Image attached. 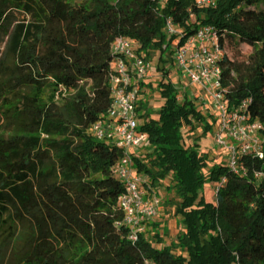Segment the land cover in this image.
<instances>
[{
	"label": "trees",
	"instance_id": "trees-1",
	"mask_svg": "<svg viewBox=\"0 0 264 264\" xmlns=\"http://www.w3.org/2000/svg\"><path fill=\"white\" fill-rule=\"evenodd\" d=\"M167 18L182 30L181 43L202 25L218 29L226 97L249 98L264 134V0H0V102L33 91L12 112H0V129L18 132L0 134V264H264V155H244L243 174L226 164L206 174L207 153L197 143L183 146V127L202 125L204 134L212 127L188 96L178 100L169 79L176 35L167 34ZM119 36L137 41L140 54L159 52L165 101L154 119L140 98L139 130L150 149L133 160L150 190L171 177L186 254L176 253L177 245L157 247L145 233L133 242L129 228L116 225L124 218V187L113 172L121 151L96 141L89 128L112 103L111 46ZM60 86L73 93L59 101L40 97ZM223 177L218 194L247 202L243 228L228 224L202 194ZM154 238L164 241L159 233Z\"/></svg>",
	"mask_w": 264,
	"mask_h": 264
},
{
	"label": "built area",
	"instance_id": "built-area-1",
	"mask_svg": "<svg viewBox=\"0 0 264 264\" xmlns=\"http://www.w3.org/2000/svg\"><path fill=\"white\" fill-rule=\"evenodd\" d=\"M216 0H197L199 6L214 5ZM165 30L176 35L172 45V57L181 79L200 87L220 110L219 130L215 133L216 144L229 152L226 164L235 173H244L243 156L263 157L264 134L262 122L249 111V98L231 103L222 86V59L225 56L224 39L213 25H202L181 43L182 30L167 18ZM140 44L130 37H117L111 48V95L112 106L107 116L93 122L89 128L96 141L115 146L121 157L113 166V172L124 187L118 197V206L124 218L117 223L129 228V238L135 242L145 232V224L156 215L159 199L147 197L146 180L135 169L134 151L147 141V135L139 130L137 107L141 98L140 83L151 69L146 54H140ZM176 85V84H175ZM178 90V87L176 85ZM63 90V89H62ZM185 97L178 95V100ZM226 181L223 177L217 192Z\"/></svg>",
	"mask_w": 264,
	"mask_h": 264
},
{
	"label": "rangeland",
	"instance_id": "rangeland-1",
	"mask_svg": "<svg viewBox=\"0 0 264 264\" xmlns=\"http://www.w3.org/2000/svg\"><path fill=\"white\" fill-rule=\"evenodd\" d=\"M2 47L3 44L0 46V48L2 49ZM237 50H239V48H232V51L235 53L237 52ZM230 52L231 50L229 51V53ZM246 52V49L241 50V54H246ZM241 56L243 55H240V57ZM146 57L151 64V69L149 70L144 80L140 83V90L142 92L141 98H143V100L148 103L150 117L157 119V112L165 101L158 89L159 82L162 79V73L160 70H158V66H161L159 62V52L154 51L146 55ZM170 65L172 66H170L171 71L169 79L177 85L178 95L181 97L188 96L189 99L193 100L196 107L205 116L206 121L211 124V130L205 134L203 133L202 125H199L194 129H191L189 126H185L182 129L184 147L192 149L195 148V144L197 143V148L199 149V151L207 153L209 159L207 162V168L204 171L206 174H208L209 169L214 165L227 164L229 161L228 150L225 148V146L216 144L215 142V133L219 130L220 125V110L207 97L206 93L200 87L190 85L186 89H183L187 86V82L181 79L178 68L175 66V64L170 63ZM59 88L60 89L56 92H54L52 88L44 89L40 93V97L43 101L46 102L59 101L60 96H62L61 93L63 95L73 93V90H67L63 86H60ZM32 93V90L22 89L13 94L7 95L0 102V112L4 115L12 112L15 107L18 106L19 101L23 95H29ZM101 118H103V116ZM138 121L139 124H141L143 119L139 118ZM17 133V131L13 130L0 129V134L12 135ZM89 133L91 134L90 130ZM49 137L62 138V136L57 135H50ZM74 140L77 139L74 138ZM148 149H150V144L149 142H145L141 147L137 148L134 151L133 155L142 157ZM141 176L148 183L150 182V180H148V178H146L144 174H141ZM146 189L148 199L155 195L160 201L157 207L156 215L151 217L145 224L144 233L146 234L147 239L157 247H162L163 245H177V247L174 248V251L176 253L186 254V252L179 245L178 236L183 232L184 225L181 221V216L177 215L175 212V203L178 200V196L174 191V183L171 177L165 179L159 187H154L151 190L146 187ZM202 194L205 196L207 201L215 204L216 206H219L220 211L226 218L228 224H232L234 226H237L238 228H243L245 226V224L247 223V202L242 197L233 195L230 196V198H228L227 200L224 197L222 198V196L217 192L216 183L213 182H208L204 185ZM4 218L5 217H0V234L3 232L6 226ZM117 223L118 222H116V225ZM156 233H159V235L164 238L162 244H157L155 242L154 235Z\"/></svg>",
	"mask_w": 264,
	"mask_h": 264
}]
</instances>
